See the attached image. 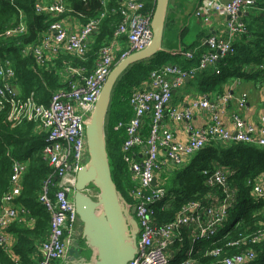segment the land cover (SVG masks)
Masks as SVG:
<instances>
[{
	"label": "built area",
	"instance_id": "obj_1",
	"mask_svg": "<svg viewBox=\"0 0 264 264\" xmlns=\"http://www.w3.org/2000/svg\"><path fill=\"white\" fill-rule=\"evenodd\" d=\"M254 5L255 0H199L195 15L202 17L205 22L213 14L226 15L228 32L244 36L247 28L240 14ZM34 12L36 15L49 16L54 21L48 31L40 35L38 43L25 47L21 54L31 56L37 65L45 66L48 63L44 51H47L50 63L62 54H70L84 61L90 50L89 39L106 15L104 11L84 23L78 33H70L60 20L66 12L64 0H35ZM112 12L118 13L121 20L110 43L100 48L93 70L87 73L81 67L67 66L59 74L66 87L51 93L46 104H39L33 93L24 99L17 97L16 89L10 84L14 72L9 61L0 58V111L7 109L6 121L11 127L30 122L38 133L44 135L41 153L52 170L51 177L43 183L38 195V203L50 217L49 234L46 240L36 246L31 257L33 264H57L65 259L70 246L82 245L81 223L73 197L76 175L88 161L84 120L92 112L114 65L131 53L143 50L151 42L153 10H146L142 0H120L117 9ZM26 32L27 26L20 15L19 23L7 29L2 37H20ZM123 36L128 46L116 62L119 38ZM206 45L208 51L199 57L196 65L183 69L168 62L151 71L147 82L132 88L128 97L132 115L128 121L118 122L114 128L124 134L119 152L132 185L130 195L134 201V218L139 227L137 253L128 264H199L193 257L194 246L197 241L213 237L217 227L224 222L229 202L232 201L228 178L233 173L223 167L204 171L207 185L210 188L217 187L223 198H212L210 203L202 199L190 201L171 222L158 224L152 206L167 197L164 186L168 173L172 169L184 167L208 145L231 147L245 144L264 148V114L259 117L257 126L235 114L231 117V130L221 125V111L225 112L232 100L240 109L244 108L246 94L237 98L230 94L203 97L191 101L184 109L171 106L173 90L183 87L186 81H192L198 74L208 70L218 76V63L227 55L234 54L232 42L215 35L207 37ZM183 57L186 62L193 59L191 52L184 53ZM199 111L207 113V121L200 127H193L190 121ZM145 122H148L146 135L142 130ZM181 123H185L188 137L183 142H176L170 128ZM24 171L25 164L17 161L13 163L10 189L2 199L3 209L0 213V245L12 264L23 263L20 257L6 249L8 237L5 231L13 222H20L23 215H29L24 207L15 204L21 194V176ZM247 185L251 197L264 202V172L248 179ZM241 242L244 246L246 242L251 246L264 242V230L250 234ZM237 244L232 243L231 246ZM178 254L180 258L173 262L172 256ZM208 254L219 257L221 250L215 249ZM255 258L254 250L246 247L231 256H224L219 264H250Z\"/></svg>",
	"mask_w": 264,
	"mask_h": 264
},
{
	"label": "trees",
	"instance_id": "obj_2",
	"mask_svg": "<svg viewBox=\"0 0 264 264\" xmlns=\"http://www.w3.org/2000/svg\"><path fill=\"white\" fill-rule=\"evenodd\" d=\"M119 1L65 0L66 12L60 19L76 15L86 23L89 19H94L104 11L106 12L97 32L93 33L94 41L90 45L85 60H72L71 66L77 67L94 63L100 48L110 43L121 20L118 13L112 12L117 9ZM142 1L146 10H154L155 0ZM34 3L35 0H0V58L8 60L14 72V79L10 81V84L16 89V96L24 99L33 93L34 99L39 104H46L51 93L66 87V85L61 81L54 63L47 66L37 65L31 56L21 54L25 47L36 45L40 35L46 33L54 21L49 16L36 15ZM167 12L163 40L172 36L175 30L174 21L169 20V6ZM20 15L23 16L27 26L26 34L20 37H2L7 29L19 23ZM179 33H181V39L182 30H179L177 35ZM175 37L177 38V36ZM233 48L234 54L227 55L219 62L220 74L215 77L213 85L221 84L244 73L242 70L244 53L237 50L235 45ZM168 50L170 51L171 48ZM169 55L170 53L160 52L149 60L132 65L118 79L112 91L105 122L107 152L113 182L125 201L131 206H134L133 198L130 195L132 185L119 152L124 134L123 131H117L114 128L118 122H126L132 115L130 107L128 108L131 89L147 81L151 71L168 63L166 57ZM61 60L66 63L68 61L65 57L61 58L58 63ZM191 62H184L183 66H178L186 69L190 67ZM208 71L198 75L203 76ZM128 109L130 117L127 113ZM6 115L7 109L0 111V213L3 209L2 199L10 189L12 165L15 161L23 163L26 165V170L21 176L22 190L20 196L15 200V204L24 207L29 212L26 220L33 219V224L28 226L16 221L9 225L5 232L13 234L16 238L12 253L20 257L23 264H33L31 257L36 246L43 242L49 234L50 217L38 203V195L43 183L51 177L52 170L41 153L44 147V135L38 133L35 130V125L30 122H23L11 127L6 121ZM142 130L146 135L148 122L144 123ZM215 167H223L233 173L228 178L232 201L229 202L227 216L224 222L217 227L215 235L209 239L197 241L193 257L199 261V264H219L224 256H231L250 247L256 253L255 260L250 264H264V242L254 246L248 245V242L245 246L241 244L242 239L250 234L264 230V202L251 197L247 185L248 179L264 172V148L262 147L245 144L222 147L212 144L196 153L184 167L172 169L166 177L164 186L166 199L152 206L156 223L171 222L183 206L190 201L203 200L209 193L215 192L217 198L221 200L223 198L221 191L217 187L210 188L203 175L204 171H212ZM91 189L93 190V188ZM165 203H168L167 206ZM230 243L238 244L231 246ZM215 249L221 250L219 257L208 254ZM4 251L0 245V264H12L3 254Z\"/></svg>",
	"mask_w": 264,
	"mask_h": 264
},
{
	"label": "crops",
	"instance_id": "obj_3",
	"mask_svg": "<svg viewBox=\"0 0 264 264\" xmlns=\"http://www.w3.org/2000/svg\"><path fill=\"white\" fill-rule=\"evenodd\" d=\"M219 1L228 2L230 0ZM198 2L199 0H174V2L171 1L170 3L169 0V20L174 21L175 30L172 36L167 37L170 43L167 44L166 47L163 46L162 42L164 49L168 50L171 48L170 51H174L170 55L174 57L175 62L170 61L169 63L183 66L184 62H186L183 54L191 52L193 59L189 66L196 65L199 57L208 51L206 45L207 37L215 35L220 39L230 40L232 44L235 45L237 50L244 53V59L242 60L244 62L242 65L244 73L239 77L230 78L221 84L216 83L214 85L212 83L216 76L212 71H208L203 76L198 75L194 80L186 81L183 87L173 90L170 104L177 109H184V107L188 106L191 101H195L203 97L212 98L214 95L230 94L233 98H237L241 94H246L247 96L244 108L240 109L236 105L235 100H232L227 106V110L225 112H223V110L221 111V125L223 128L231 130V117L235 114L242 118L245 122L257 126L259 117L264 114V0H255V5L253 7L241 11V18L247 28V34L244 36L232 35L228 32L226 28L228 18L226 15L213 14L207 22L203 21L202 17L196 16L195 11L198 7ZM62 23L67 32L78 33L84 25V20L79 16L72 15L63 18ZM179 30H182L181 39V33L177 35ZM175 36H177V38ZM183 40L185 43L182 42ZM93 41L94 35L92 34L89 39L90 45ZM127 46L128 44L125 36L120 37L118 50L115 56L116 62L120 59L122 53L127 49ZM44 54L48 64H55L56 69H58V75L62 73L67 66L72 65L70 63L72 60H75V58L70 54H62L50 63L47 51H44ZM65 57L68 59L67 63L63 60L58 63L61 58ZM94 63L91 62L81 65L82 67H77H81L88 73L93 70ZM130 112L128 109V116ZM207 118L208 115L205 111H199L193 115L190 124L193 127H200L207 121ZM184 125L185 123H181L177 124L173 128H170L176 142H183L188 137V133L184 129ZM217 197L216 193L213 192L206 195L203 200L210 203V199L216 198L217 200ZM32 221L33 219L26 220V215H23L20 222L23 223V225L31 226ZM6 234L8 237V246L6 249L12 252V247L16 243V238L11 233ZM46 239L47 237L45 240ZM172 257L173 261H177L180 258L179 254Z\"/></svg>",
	"mask_w": 264,
	"mask_h": 264
},
{
	"label": "water",
	"instance_id": "obj_4",
	"mask_svg": "<svg viewBox=\"0 0 264 264\" xmlns=\"http://www.w3.org/2000/svg\"><path fill=\"white\" fill-rule=\"evenodd\" d=\"M168 5L169 0H155L150 44L114 65L92 112L84 120L88 161L76 175L73 197L81 223L82 245L70 246L65 259L57 264H128L137 253L139 227L134 218L135 207L125 201L113 182L105 122L113 88L122 74L132 65L149 60L160 52H174L162 47ZM87 188L93 190L86 191Z\"/></svg>",
	"mask_w": 264,
	"mask_h": 264
},
{
	"label": "rangeland",
	"instance_id": "obj_5",
	"mask_svg": "<svg viewBox=\"0 0 264 264\" xmlns=\"http://www.w3.org/2000/svg\"><path fill=\"white\" fill-rule=\"evenodd\" d=\"M171 1L174 2V0H170V3H171ZM44 2H48V0H44ZM64 2H65V0H64ZM60 20H62V19H60ZM182 42H184V40H183ZM169 43H170L169 39L166 38V39L163 40V46H164V47H166V45L169 44ZM184 43H185V42H184ZM163 49H164V48H163ZM165 50H166V49H165ZM167 51H168V50H167ZM166 59H167L168 62H170V61H171V62H174V61H175L174 57L171 56V55H169L168 57H166ZM25 170H26V165H25ZM24 172H25V171H24ZM167 204H168V203H165V205H167ZM32 224H33V223H32Z\"/></svg>",
	"mask_w": 264,
	"mask_h": 264
}]
</instances>
